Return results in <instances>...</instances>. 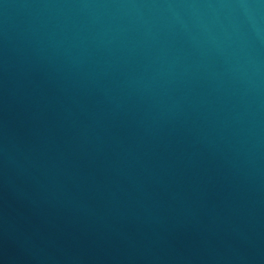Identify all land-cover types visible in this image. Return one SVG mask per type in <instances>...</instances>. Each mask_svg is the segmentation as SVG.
Here are the masks:
<instances>
[{
	"label": "water",
	"instance_id": "1",
	"mask_svg": "<svg viewBox=\"0 0 264 264\" xmlns=\"http://www.w3.org/2000/svg\"><path fill=\"white\" fill-rule=\"evenodd\" d=\"M0 264H264V0H0Z\"/></svg>",
	"mask_w": 264,
	"mask_h": 264
}]
</instances>
